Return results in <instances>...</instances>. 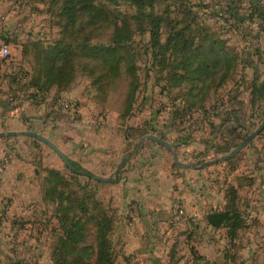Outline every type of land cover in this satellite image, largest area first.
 <instances>
[{
	"label": "rangeland",
	"instance_id": "obj_1",
	"mask_svg": "<svg viewBox=\"0 0 264 264\" xmlns=\"http://www.w3.org/2000/svg\"><path fill=\"white\" fill-rule=\"evenodd\" d=\"M229 1L232 2V8L237 10L240 19L248 20L247 13L242 9L244 5L241 6V3L243 4L246 0ZM258 1L264 4V0ZM63 2L64 0H14V13L10 15L7 22L3 19L6 13V2L0 0V46L3 44L9 46V55L4 58L0 57V66L7 72L12 85L19 91L21 90V96L23 94L27 100H30V96L36 95L37 99L34 102L39 103L41 97L35 92L37 86H34V82L41 83L45 73L50 71L52 64L47 61V52L52 47L69 44L71 49H66L68 61L65 63L58 61L53 71L62 65L67 67L66 70L69 69L72 77L68 88L74 84L80 89L84 98L79 100L67 95L58 96L50 102V108L53 109L51 111L56 112L58 103L62 99L75 101L79 113H76L73 118L66 116V122L62 124H64L63 129L65 126L78 129L84 124L85 111H90L87 103H91V108H94L95 113L101 116V119L93 126L95 130L105 129L106 125L103 124V120H107L108 124L118 126L117 132L120 133V137H133L135 144L133 143L127 148H124L122 144L119 147L114 145L113 148L117 147L115 151L106 146V150L116 153V156L109 160L104 169L90 171L87 169L86 163L79 158L76 160L77 157L69 150L71 144L79 146L78 140H71L68 137L70 143H65V147L70 156H73L71 158L76 161L69 159L68 155L62 152L70 161L79 165L83 169L81 171H87L84 173L109 178V181H98L89 176L72 173L63 160L47 145L19 134L20 136L17 137L20 140L18 149L31 151L36 161L39 159L42 173H46L47 169H50L48 167H51L64 175L62 185L54 193H51L56 198L58 195L61 196L62 203L59 205L58 200L51 195H44L45 187H43L42 181V202L28 208L18 205L17 208H24V214L15 215V212L6 208L10 204H4L5 210L0 211V264H73V261L76 260L79 264H95V220L91 217V212L83 213L80 208H72V205L67 208V201L63 197L70 192H75L77 194L75 196L79 198L84 192L94 194V200L99 203L97 209L100 207L101 211L112 217L111 229L108 231L107 238L112 248L113 264H117L113 232L119 221H115L111 200L107 199L112 190L104 189L101 182L113 181L110 182L113 184L120 179V175L124 172L122 167L149 140L145 139L140 143V140L147 135H155L168 144L172 143L173 146L169 144L172 148L171 151L165 147L168 150L166 158L167 163H171L175 171L191 173L192 183L196 185L198 181V185L204 188L205 195L209 194L212 197L219 194L220 198L216 202L212 199L211 204L207 205L208 209H217L220 203L223 208L233 204L244 214L245 209L250 207L248 200L254 192V185H252L254 181L250 176L254 160L257 165H264V150L260 152L262 155H255L253 154L254 148L251 153L249 145L264 129L228 160L215 161L199 169H184L175 165L173 153L178 156L180 162L197 166L229 153L235 146L221 154L212 149L214 147L218 150L221 149L218 145L222 146V140L213 142L208 125L205 128L199 126L196 118H192V114L197 109H194V106L190 107L186 101L185 93L190 89V85L177 81L179 80L177 73H181V70L173 68V66L178 62V59L167 60L170 63L169 68L162 69L164 65L157 60L159 56L155 55L156 50L150 44L148 16L161 18L162 25L158 33L159 45L164 44L170 32V25L175 22L179 23L175 26L186 27L189 25L186 34L190 35L192 46L187 48L186 55L189 58H194L192 60L193 67L198 56H192L193 49L206 45L204 37L207 35L210 37V34L224 40L226 46L229 47L227 50L237 55L236 66L229 72L228 78L221 77L219 83L213 79L205 81L204 84L198 83L199 86L206 85L209 81L210 87L204 94L206 100L228 98L227 95L233 88L239 70L244 72V66L252 64L248 61L247 50L257 51L256 49H260L258 47L260 45L258 30L246 22H244L246 26L237 30L226 23L224 20L231 16L228 12H222L226 10L227 0H154L151 5L144 4L141 8L132 0H92L94 7L91 14L83 11L78 12L73 21L70 20L71 17L68 18L67 14L61 12ZM123 24L126 25L127 30L123 33V39L118 47L119 61H116V57L112 56L107 62H104L98 57L84 55V52L79 48L80 44L111 45L114 26L120 27ZM231 34L234 37L227 36ZM228 40L231 41V44H227ZM162 49L164 48L162 47ZM198 57L200 58V56ZM239 61L241 65L238 67ZM69 66L71 68H68ZM259 82L257 81V85ZM65 86H59L62 88L59 91H66L68 88L64 89ZM51 89L58 91L56 85ZM132 89L134 90L132 102L128 106V95ZM224 104L225 102L222 100L215 101L214 105L216 106L210 109L211 112L216 114V111H224V108L226 110L227 107ZM263 122L264 112L254 122L248 124L242 137L245 138ZM134 124L136 127L132 126ZM155 126L159 128H154ZM173 133L176 134V141L172 140ZM14 136H9V138ZM240 141H236L235 145ZM61 143L64 145L63 142ZM262 143L259 141L258 147L262 148ZM147 144L150 145L148 142L145 145ZM204 146L211 152L203 148ZM10 147L9 150L15 149L13 146ZM200 147L202 148L200 149ZM254 147L257 146L254 144ZM135 148L136 150H134ZM131 152L132 154H130ZM9 155L8 151H4L0 163L3 161L8 164ZM221 198L222 200H220ZM257 203L252 202L254 208L260 205ZM132 212L128 213V224L132 222V216L134 218V215H130ZM65 215L68 218L67 223L72 217L80 218L83 223V241L74 248L70 245L65 246L61 242L63 226L59 223L58 218H63ZM184 217V209L178 206L173 215L174 220L172 219L173 223L177 225L176 227H181L179 224ZM248 223L246 222V228L238 232V238L232 243L226 240V231L225 234L224 231H221L217 234L218 239L214 238L213 246L212 242H208L202 247L200 238L201 234L205 232V228L202 227L197 230L196 235L191 232L190 235L181 237L179 234V239L176 237L173 241H169L166 250L161 253H152L146 260L151 262L157 258L156 264H175L176 261L179 264H196L194 252L207 261H209L207 259L209 257L214 264H264V220L262 222L260 219H255ZM172 243L173 247L171 248ZM190 244L194 249L197 245L196 247L200 248V251L195 249L190 252ZM130 260H132L131 257L128 264H133Z\"/></svg>",
	"mask_w": 264,
	"mask_h": 264
},
{
	"label": "crops",
	"instance_id": "obj_2",
	"mask_svg": "<svg viewBox=\"0 0 264 264\" xmlns=\"http://www.w3.org/2000/svg\"><path fill=\"white\" fill-rule=\"evenodd\" d=\"M4 1L6 2V13L3 19L8 22V18L14 13L15 5L14 0ZM243 5L242 9L246 13L252 12L250 0L241 3V6ZM224 21L236 30L246 26L244 22L252 28L255 27L260 38L258 46L260 49H256L257 51L247 50L248 61L252 64L245 65L244 72L239 70L233 88L227 95L228 98L208 100L206 98L203 102L193 105L187 94L188 91L185 93L187 103L190 107L194 106V109H197L192 114V118H196L199 126L205 128L208 125L213 142L222 140V146L218 145L221 149L212 148L219 154L226 153L227 149L233 147L236 141L241 140L248 124L254 122L264 112V21L254 12L253 17L248 20L240 21L230 16ZM227 36L234 37L233 34ZM227 44H231V41L228 40ZM240 65L239 61L237 66ZM257 81L261 82L263 88L261 97L252 94ZM77 88L73 84L66 91L51 89L48 94L36 89V94L41 98L39 103H35L36 95L30 96V100H27L23 94L21 96V90L19 91L12 85L7 72L0 66V132L14 131L18 134L11 138H0V159L4 151L10 153L9 163L6 164L3 161L0 163V211L5 210L4 204L9 203L10 206H6L8 210L15 212V215L24 214L25 207L28 208L42 202V181L46 173L41 172L39 159L36 161L31 151L18 149L20 140L17 137L24 131L32 130L47 137L68 155L69 159L74 161L78 158L81 159L90 171L104 169L109 160L116 156V153L108 152L106 146L115 151L121 144L127 148L135 142L133 137H120V133L117 132L118 126L108 124L107 120H103V124L106 125L105 129L95 130L93 126L101 119V116H98L95 109L91 108V103H87L90 111H85V113L83 111L84 124L80 128L65 126L63 129L64 124L62 123L66 122V115L61 118L58 116V112L51 111L53 109L50 108V102L61 95L83 99V94ZM217 100L225 102L224 106L226 105L227 108L213 114L210 109L216 106L214 102ZM132 126L136 127L135 124ZM154 128L159 127L155 126ZM68 137L71 140L77 139L79 142V146L71 144V148L69 147L70 152L77 157L76 160L71 158L73 156H70L65 147V143H70ZM176 139V134L173 133L172 140L176 141ZM259 141L263 142L262 148L258 147ZM147 142L150 145H145ZM147 142L128 159L125 166L122 167L124 172L117 182L113 184L101 182L104 189L112 190L107 199L111 200L115 221H119L113 232L117 264H128L130 257L133 264H156L157 258L151 262L146 259L152 253H161L166 250L169 241H173L176 237L179 239V234L181 237L190 235L191 232L196 235L197 230L204 227L205 232L201 234L200 238V245L204 247L208 242H212L213 246L214 238L218 239L217 234L221 231H224L225 234L226 231L225 228H215L209 225L205 219L208 213L214 210H223L221 203L217 209L212 210L207 207L208 204H211L212 199L216 202L220 198L219 194L212 197L209 194L205 195L204 188L198 185V181L196 185L192 183L191 173L177 172L171 163H167L168 150L165 147H161L162 145L154 141L148 140ZM252 142L249 145L251 153L254 148L253 154L262 155L260 152L264 150V130ZM169 144L173 146L171 142ZM254 144L257 147H254ZM114 145L117 147L113 148ZM10 146L15 149L9 150ZM203 148L211 152L206 146ZM255 162L256 160H254L253 170L250 171V176L254 181L252 184L254 192L248 200L250 207L246 208L244 212L247 223L255 219H260L262 222L264 220V165H257ZM256 165L257 167H255ZM253 201L260 205L257 203L259 206L254 208ZM18 205L24 208L19 209ZM178 206L182 207L185 212V217L179 224L181 227H176L177 225L172 221ZM129 212H132L130 215H134V218L131 215L132 222L130 224L127 222ZM196 246L195 249L200 251V248L198 249ZM189 248L190 252L195 250L191 244ZM207 259L210 264L214 263L210 261L209 257ZM175 264H179V262L176 261Z\"/></svg>",
	"mask_w": 264,
	"mask_h": 264
},
{
	"label": "trees",
	"instance_id": "obj_3",
	"mask_svg": "<svg viewBox=\"0 0 264 264\" xmlns=\"http://www.w3.org/2000/svg\"><path fill=\"white\" fill-rule=\"evenodd\" d=\"M152 1L154 0H132V2L138 7L140 6V8L144 4L151 5ZM231 4L232 2L227 0V4L225 6L226 10L223 9L224 11L222 12H228L234 19L239 20L240 16L239 14H237V10L232 8ZM250 4L253 10L252 12L247 13V18L251 19L254 12L264 21V4H261L258 0H250ZM62 6L63 7L61 12L67 14L68 18L71 17V21H73L74 16H76L75 14L78 12L83 11L85 13L91 14L92 8L94 7L92 5V0H64ZM161 22V18H153L150 17V15L148 16L150 44L156 50L155 55L159 56L157 60L162 62V65H164L162 69L165 70L170 66V63L167 60L178 59V62L173 66V68L181 70V73H177L179 79L177 81L186 82L190 85V89L188 90L187 94L190 97L191 101L193 100V105L203 102L205 99V91L208 90L210 85L209 81L206 85L199 86V84H204V82L207 80L212 81V79L214 81L217 80L219 83L221 81V77H223V79L225 77L228 78L230 75L229 72H231L236 66V55L234 54V52H229L227 50V48L229 47H227L228 45L226 46L224 40L220 39L219 37H215L213 34H210L212 37H209L208 35L204 37L207 46L204 45L197 49H193L192 56H200V58L197 56V62L193 67L192 60L194 58H189L188 55H186L188 52L187 48L192 46V39L189 37L190 35L186 34V30L189 29V25H186V27L175 26L176 24L179 25V23L176 22L170 25V32L166 37L164 44L159 45L158 33L159 29H161ZM126 30L127 27L125 24L121 25L120 27L118 25H115L113 34L114 36L111 45L80 44L79 48H81V50L84 52V55L98 57L104 62H107L108 59L112 56H115L116 61H119L120 57L118 53V47L123 39V33L126 32ZM155 47L158 49H156ZM162 47L164 49H162ZM66 49H71V46L67 44L64 46H56L49 49V51L47 52V61L52 65L50 67V71L45 73L43 81L41 83L39 81L34 82V86H37V90L46 93L55 85L58 87V91L62 90V88L59 87L61 85H66L65 87H63L64 89L68 88V85L72 82L71 72L69 71V69L66 70L67 67H63L62 65L60 67H57V69L53 71V68L58 61H62L64 63L68 61ZM68 68H71V66H69ZM111 68L113 67L111 66ZM262 89L263 88L260 82L253 88V96L261 97V95H263ZM133 92L134 90L132 89V92H130V95H128V106L132 102L131 99L133 97ZM70 163L74 166L75 169L71 170L69 168L72 173L90 177V175L87 173H78L77 170L83 169L75 162L70 161ZM84 172L87 171L84 170ZM63 176L64 175L57 170L51 168L47 169L46 175L43 178V187H45L44 195H51L53 197L51 193H54L55 190L59 189L60 185H62V183L64 182ZM75 194V192H70L69 194L64 195L63 199L67 201V208L72 205V208H80V211H83V213H92L91 217L95 220L96 224L95 264H113L112 248L107 238L108 231L111 229L112 217L108 216L106 212L101 211L102 209L100 207L99 209H97L99 203L94 200V194L90 192H84L80 198L75 196ZM53 198L58 200L59 205L62 203V201H60L62 198L61 196L58 195L57 198ZM58 219L61 226H63V237L61 242L65 246L70 245L72 246V248H74L76 245L83 241V223L81 222L80 218H69L70 220H68V223V218L66 217V215L63 218L59 217ZM205 219L209 225L215 228H225L227 234L226 237L231 243L238 238V232H240L247 226L244 214L233 204L224 207L223 210H214L208 213ZM193 256L196 264H210L209 261L205 260L200 255L194 254V252ZM73 264H79L78 260L73 261Z\"/></svg>",
	"mask_w": 264,
	"mask_h": 264
},
{
	"label": "water",
	"instance_id": "obj_4",
	"mask_svg": "<svg viewBox=\"0 0 264 264\" xmlns=\"http://www.w3.org/2000/svg\"><path fill=\"white\" fill-rule=\"evenodd\" d=\"M263 129H264V122L257 129H255L250 134H248L245 138H243L234 147V149L232 151H230L229 153H227L225 155L220 156L219 158H217L215 160L207 161V162L201 163L200 165L195 166L194 164H187V163L180 162L178 160V156L175 153H173V163L175 165H177L178 167L184 168V169H187V168L199 169V168L204 167V166H206L208 164H211V163H213L215 161H219V160L225 161V160H228L231 157H233L236 153H238L241 149H243L244 146L246 144H248ZM16 134L17 133L14 132V131L0 132V137H9V136H14ZM23 134L25 136H27V137H31L34 140L39 141V142L47 145L49 148H51L63 160V162L65 163V165L67 167H69L71 170H75L74 169V166L70 163L68 157L51 140H49L47 137H45V136H43L41 134H38V133H36L34 131H31V130L24 131ZM145 139H149V140L155 141L157 143H160L161 145H163L164 147H166L168 150H170V151L172 150L171 146L167 142L162 141L159 137H157L155 135H147V136L143 137L140 140V143L144 142ZM134 150H136V148ZM130 154H132V152ZM117 170H118V168H117ZM77 172L78 173H81V174H84V172L81 171V170H77ZM89 175L94 180H98V181H109V178H106V177H101L99 175H94V174H89Z\"/></svg>",
	"mask_w": 264,
	"mask_h": 264
},
{
	"label": "built area",
	"instance_id": "obj_5",
	"mask_svg": "<svg viewBox=\"0 0 264 264\" xmlns=\"http://www.w3.org/2000/svg\"><path fill=\"white\" fill-rule=\"evenodd\" d=\"M8 48L9 47L6 44L0 46V57L4 58L9 55ZM55 111L58 112V116H61V118L64 117L65 114H67L66 116L73 118L76 113H79L76 102L71 99H62L58 103V106Z\"/></svg>",
	"mask_w": 264,
	"mask_h": 264
}]
</instances>
